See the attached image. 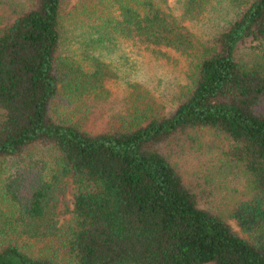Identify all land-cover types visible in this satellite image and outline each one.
<instances>
[{
	"label": "trees",
	"instance_id": "1",
	"mask_svg": "<svg viewBox=\"0 0 264 264\" xmlns=\"http://www.w3.org/2000/svg\"><path fill=\"white\" fill-rule=\"evenodd\" d=\"M181 2L96 0L80 61L63 55L64 0H25L0 28V264H58L51 242L67 264H264V0ZM204 17L215 30L199 37L187 23ZM120 39L194 59L189 90L167 116L92 134L57 102L103 90ZM199 131L243 169L228 216L247 238L178 167Z\"/></svg>",
	"mask_w": 264,
	"mask_h": 264
},
{
	"label": "rangeland",
	"instance_id": "2",
	"mask_svg": "<svg viewBox=\"0 0 264 264\" xmlns=\"http://www.w3.org/2000/svg\"><path fill=\"white\" fill-rule=\"evenodd\" d=\"M24 1L0 0V28L13 22L17 10ZM95 2L96 0H64L63 55L67 58L73 56L72 59L80 61L77 53L78 36L84 29L82 22L88 15L87 11L92 9ZM224 2L214 4L213 16L230 13V7ZM165 5L171 8L174 14L181 15L180 0H165ZM206 17L200 22H186L199 37H206L215 30L210 21H205ZM148 48L139 42L120 39L111 57L112 62H104L109 68L105 88L75 99L73 104H70L68 94L62 90L63 93L57 102L60 112H70V106L75 107L72 112L75 121L82 122L84 128L92 134L127 127L133 120L142 118L150 121L155 117L172 113L189 90L194 59L181 53L168 52L166 48ZM162 51L169 56L166 58L160 56ZM196 136L199 138L197 146L190 149L188 146L186 151L178 152L176 155L181 158H178V167L196 186L202 197L203 206L212 204L224 212L227 222L233 229L247 238L228 216L235 204L247 196L248 182L243 169L230 160L227 154L228 143L218 134L212 131H199ZM35 152H41V149H36ZM6 164L2 168H9L7 170L12 171L10 166L13 163L8 161ZM70 190L71 186L67 195L69 203L72 202ZM72 219V214L65 215L62 224L67 225ZM49 245L57 257L58 264H67L64 250L59 244L51 242Z\"/></svg>",
	"mask_w": 264,
	"mask_h": 264
}]
</instances>
